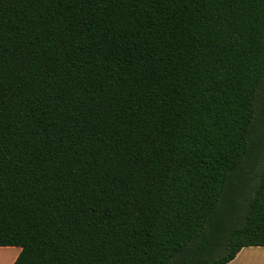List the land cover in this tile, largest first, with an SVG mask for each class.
I'll return each instance as SVG.
<instances>
[{"label": "trees", "instance_id": "16d2710c", "mask_svg": "<svg viewBox=\"0 0 264 264\" xmlns=\"http://www.w3.org/2000/svg\"><path fill=\"white\" fill-rule=\"evenodd\" d=\"M262 99L264 0H0V247L14 264L264 247V169L244 222L207 234Z\"/></svg>", "mask_w": 264, "mask_h": 264}, {"label": "rangeland", "instance_id": "374dc122", "mask_svg": "<svg viewBox=\"0 0 264 264\" xmlns=\"http://www.w3.org/2000/svg\"><path fill=\"white\" fill-rule=\"evenodd\" d=\"M260 108L262 109L259 112H263V115L255 131L256 145L247 155L236 177L230 182L225 202L214 220L217 226L208 229L209 235L223 233L244 222L250 195L264 169V99L260 101ZM210 249L216 254V247L212 246ZM18 250L17 247H0V259L3 257L6 260L0 261V264H11ZM205 252V257H208V250ZM252 264H264V259L255 260Z\"/></svg>", "mask_w": 264, "mask_h": 264}, {"label": "crops", "instance_id": "0c3cea01", "mask_svg": "<svg viewBox=\"0 0 264 264\" xmlns=\"http://www.w3.org/2000/svg\"><path fill=\"white\" fill-rule=\"evenodd\" d=\"M20 252L21 249L19 248L18 253L11 264H14ZM258 259H264V247H245L240 251L236 258L228 264H252ZM0 261L3 262L6 260L1 257Z\"/></svg>", "mask_w": 264, "mask_h": 264}]
</instances>
